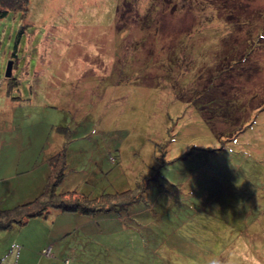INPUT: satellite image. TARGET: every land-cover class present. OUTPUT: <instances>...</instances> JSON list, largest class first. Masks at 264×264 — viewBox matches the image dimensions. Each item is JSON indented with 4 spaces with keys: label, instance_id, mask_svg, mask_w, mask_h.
I'll list each match as a JSON object with an SVG mask.
<instances>
[{
    "label": "rangeland",
    "instance_id": "rangeland-1",
    "mask_svg": "<svg viewBox=\"0 0 264 264\" xmlns=\"http://www.w3.org/2000/svg\"><path fill=\"white\" fill-rule=\"evenodd\" d=\"M124 1L136 5L132 29L116 23ZM211 2L229 12H203ZM241 57L224 95L237 90L250 109L264 98V0H29L0 20V114L14 123L0 127L13 137L2 171L34 178L60 151L58 193L115 203L153 183L118 220L95 214L102 238L61 264H264V107L233 137L201 115L224 105L214 77Z\"/></svg>",
    "mask_w": 264,
    "mask_h": 264
},
{
    "label": "trees",
    "instance_id": "trees-1",
    "mask_svg": "<svg viewBox=\"0 0 264 264\" xmlns=\"http://www.w3.org/2000/svg\"><path fill=\"white\" fill-rule=\"evenodd\" d=\"M28 2L29 0H0V20L5 18L10 12L18 11L25 13L28 9ZM124 2L119 3L116 7L117 8L116 23L118 28L124 26L125 24H127L128 27L131 28V26L134 27L133 25H138L136 24L138 22V12L136 11V8H132L133 7L132 5L136 7L135 3H133L132 1L133 4L126 2L129 4V6L130 5L131 6L130 9H125L126 10L125 13L124 8L122 7ZM134 9L136 14L135 21H133V16H132ZM214 9L216 10V12L219 11L229 12L228 7L226 6V4L223 5V2L221 3V7H217L215 2H211L210 4L206 5L203 12L213 11ZM125 14L126 16H124ZM126 17L127 20L124 23L123 21L124 19H126ZM228 17L232 18V14L228 15ZM207 22H209L207 19L201 18L200 22L194 25V30L190 32L188 36L193 35V33L196 34L199 28L202 25H204V23ZM123 23L124 25H121ZM245 24L252 25L253 23H251V20H247ZM138 31H140L141 33H145L142 32L140 29ZM258 39H260V35L258 36ZM251 43H253V41L251 42L250 38L246 39L245 44H251ZM254 47L249 46L247 54H250L251 50L253 51ZM235 49L238 55V53L241 52L239 50V46L235 47ZM14 60H15V52L12 56V61H13L12 71L14 68ZM243 60L244 59L242 57L239 60L233 59L232 64L228 65L225 70L223 67H220L218 71L219 76L214 77V79L219 80L218 85H220L219 87H221V94L223 95L222 98L224 99L223 100L224 105H221V107L218 108L210 107L209 109L206 108V110H201V115L203 119L207 124H209V126L212 128L214 132L215 131L217 132L216 125L217 122L219 121L223 122L228 127L230 126V128L233 127V130L230 131L233 132L232 137L242 132L245 127H247L250 123H252L251 114L253 115L255 111L260 110L262 107H264V98H263L259 103V105L249 109V107L245 106L244 104L245 102L240 101V98L238 97L239 92L237 90H235L234 96L232 98L230 99L225 98L224 94L227 91L226 90L227 88L224 85L225 79L227 77L229 78L230 76H232V78H237V79L243 77L242 75H244V72L237 73L236 76L235 73H233V71L236 70V67H238V65L241 62H243ZM224 71L229 73L228 76L223 75ZM210 82L212 83L213 79L212 80L210 79ZM11 84H15V83L12 82ZM200 95L201 93L195 96V98L200 97ZM195 98H193L192 100L187 99V102L195 101L196 100ZM221 132L222 131L220 130L219 133L221 134ZM60 157H62V153H60L59 151L49 159L50 175L48 177L45 187L37 197H35L31 201L15 205L11 208L0 207V231H6V230H10L13 227L22 226L31 218L47 217L51 212H55V211L74 212L82 215H95L100 213L120 214L122 212H127L132 205H135L140 202H145V198H147V194H148L149 185L153 184L150 182H144L141 183V185H137L136 188H134V190L138 189V191L125 190L123 193H127V197L123 198L120 201L113 200L112 202L115 203H111V202L102 203L103 196L99 198V201L97 200L95 201L92 198H89L87 196H80L74 192L58 193L57 187L62 183L64 178V171H63L64 167H63L62 159ZM105 197H107V195H105ZM110 198H107V200H109ZM10 252L9 251L6 252V254H4L3 256L5 255L7 256ZM17 255L18 253L16 254V257ZM1 261L2 260H0V262ZM65 263H67V260L65 261Z\"/></svg>",
    "mask_w": 264,
    "mask_h": 264
},
{
    "label": "crops",
    "instance_id": "crops-1",
    "mask_svg": "<svg viewBox=\"0 0 264 264\" xmlns=\"http://www.w3.org/2000/svg\"><path fill=\"white\" fill-rule=\"evenodd\" d=\"M6 122L9 123V127L14 126L12 116L7 112H2L0 114V127L6 126ZM6 134H0V146L3 143L7 147L12 145V135L7 136ZM0 151L3 150L0 149ZM49 157L51 156L46 157V159ZM6 163L10 162L7 161ZM2 166L4 165H0V207H2L1 204L5 196H11V204L13 205L33 200L42 192L50 175V168H47L39 176L22 180L17 179L16 175L18 173L14 178V174L11 175V173L7 174L2 171ZM73 213L51 212L47 217L31 218L24 225L13 227L4 232V235H0V260L12 244L19 245V251L17 257L15 251L10 252L0 264H61L62 257L69 253L77 254L85 248L83 246L84 240L88 237L102 238L101 223L99 222L103 221V218L100 216L95 218L96 215L100 214L82 215ZM113 217L118 220L119 216L114 214ZM74 224L76 226L74 230L77 234L79 233V236L77 235L78 237L72 241L74 243L72 244L67 239H70L72 234L70 225ZM78 227L80 229L76 230ZM120 231H123V229L120 228ZM45 249H50L53 257L45 258L43 256V250Z\"/></svg>",
    "mask_w": 264,
    "mask_h": 264
},
{
    "label": "water",
    "instance_id": "water-1",
    "mask_svg": "<svg viewBox=\"0 0 264 264\" xmlns=\"http://www.w3.org/2000/svg\"><path fill=\"white\" fill-rule=\"evenodd\" d=\"M12 65H13V61L9 60L6 64V68H5V72H4V77L5 78H10L11 74H12Z\"/></svg>",
    "mask_w": 264,
    "mask_h": 264
},
{
    "label": "built area",
    "instance_id": "built-area-1",
    "mask_svg": "<svg viewBox=\"0 0 264 264\" xmlns=\"http://www.w3.org/2000/svg\"><path fill=\"white\" fill-rule=\"evenodd\" d=\"M18 250H19V245L17 244H12L10 249H9V252L10 251H15L16 254L18 253ZM50 249H45L43 250V254L47 255L49 253ZM6 257V255L1 259V260H4V258Z\"/></svg>",
    "mask_w": 264,
    "mask_h": 264
}]
</instances>
